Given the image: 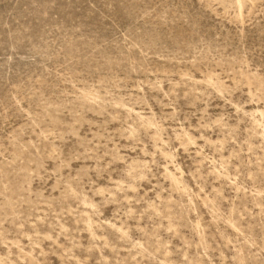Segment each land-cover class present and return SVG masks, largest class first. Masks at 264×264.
<instances>
[{"label":"rangeland","instance_id":"rangeland-1","mask_svg":"<svg viewBox=\"0 0 264 264\" xmlns=\"http://www.w3.org/2000/svg\"><path fill=\"white\" fill-rule=\"evenodd\" d=\"M0 264H264V0H0Z\"/></svg>","mask_w":264,"mask_h":264}]
</instances>
